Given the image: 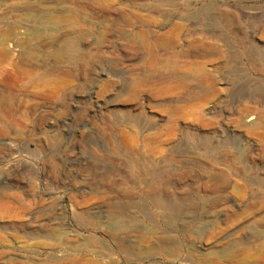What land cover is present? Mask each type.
Returning <instances> with one entry per match:
<instances>
[{"label":"rangeland","instance_id":"obj_1","mask_svg":"<svg viewBox=\"0 0 264 264\" xmlns=\"http://www.w3.org/2000/svg\"><path fill=\"white\" fill-rule=\"evenodd\" d=\"M261 20L264 0H0V46L64 71L0 59V264H264Z\"/></svg>","mask_w":264,"mask_h":264},{"label":"bare ground","instance_id":"obj_2","mask_svg":"<svg viewBox=\"0 0 264 264\" xmlns=\"http://www.w3.org/2000/svg\"><path fill=\"white\" fill-rule=\"evenodd\" d=\"M71 12L70 13H67L66 15L67 16L69 15L68 17L74 16L75 13L74 12L71 13ZM258 24H260V26H258V27H261L262 29L264 28V21L263 20H261L260 23L258 22ZM206 35L208 37H210V38H213V39H222L223 32H222V30L220 28H214V27H211L208 24V27L206 29ZM65 42H66L67 45H69L68 46L69 48H67V50H63V51L56 52L55 53L56 58H59V59L61 58L62 60H65L67 62L68 61H72V60L78 58L80 56L79 55V51L76 49L77 47L74 48L75 47V43L72 41L71 37H68L65 40ZM28 51H30V50H28ZM14 54H15L14 51L12 49H10V47L7 48L6 46L5 47L4 46H0V59L2 61H13L12 63H15V65H18L17 67L22 68V69H25V71L29 74V76L31 75V77H33V80H32L33 82H35V81L40 82L41 81V82H43V84L44 83H51L53 85V84H60L61 81H62V79L64 78L63 77L64 71H62L61 69L60 70L57 69V67L47 66V65H46V67H44L43 71L39 73V75L33 76V74H34L35 71L33 69H31V67L30 68H27L25 66V64L23 63L22 60H21L22 63H20L21 61H18V60L15 61L13 59ZM18 54H20V53H18ZM20 56H21V54L19 55V59H20ZM81 58H83V56H81ZM62 87H63V85H62ZM57 93H59V92H57ZM216 177L214 176V178L212 179V182H211L213 188H216L217 187V184H218ZM221 205H222V200L219 197H217V196L214 197V199L212 200V202H211V204L209 206V214L211 215V218H215V216H216L215 215L216 214V210ZM237 215H238V213L234 211V212H232L231 217L235 218V217H237ZM211 223L213 225V223H214L213 220H211Z\"/></svg>","mask_w":264,"mask_h":264}]
</instances>
